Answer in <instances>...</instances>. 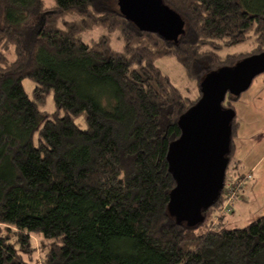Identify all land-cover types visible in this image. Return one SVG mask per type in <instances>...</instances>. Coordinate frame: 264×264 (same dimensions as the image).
Returning a JSON list of instances; mask_svg holds the SVG:
<instances>
[{"label": "trees", "instance_id": "1", "mask_svg": "<svg viewBox=\"0 0 264 264\" xmlns=\"http://www.w3.org/2000/svg\"><path fill=\"white\" fill-rule=\"evenodd\" d=\"M48 1L0 0V264H36L34 238L42 264H264V215L207 230L221 197L194 228L168 209L179 120L206 76L264 53V0H162L184 21L175 41L142 31L119 0ZM249 41L251 54L224 55ZM50 94L54 114L42 111Z\"/></svg>", "mask_w": 264, "mask_h": 264}, {"label": "water", "instance_id": "2", "mask_svg": "<svg viewBox=\"0 0 264 264\" xmlns=\"http://www.w3.org/2000/svg\"><path fill=\"white\" fill-rule=\"evenodd\" d=\"M121 12L142 31L175 41L184 21L162 0H119ZM264 74V53L247 57L233 67L206 76L201 98L179 120L180 137L171 144L169 170L176 187L170 193V215L178 224L197 227L204 212L222 195L232 150V123L236 112L223 106L227 94L240 97Z\"/></svg>", "mask_w": 264, "mask_h": 264}, {"label": "rangeland", "instance_id": "3", "mask_svg": "<svg viewBox=\"0 0 264 264\" xmlns=\"http://www.w3.org/2000/svg\"><path fill=\"white\" fill-rule=\"evenodd\" d=\"M46 1V3L50 5V2L48 0ZM100 34L101 30H96L94 32L85 34L84 39L86 41H90V39H97ZM114 46L118 50H121L122 43L114 41ZM252 50L253 42L249 41L244 44L228 48L223 53L226 56L244 53L251 54ZM156 66L165 75L170 77L173 84L180 90L184 91V93L187 92V95L193 98L198 97L196 85L188 83L184 69L174 59H159L156 62ZM23 86L25 91L29 95H32L33 91L36 88V85L28 79L23 82ZM228 105L233 107L236 112L237 132L233 142L234 149L231 156V161L226 174L225 187L233 188L234 186L232 184L238 182H242L243 184L242 187L239 185H236V187H234V189H236L239 193V196L237 197L238 200H236L234 205L235 214H233V211L231 214L227 215V217L230 216L228 219V223H225L224 226H221V229H235L245 227L262 215L261 205L264 203V157L262 158V156H264V121L260 125L255 127L258 129V133L255 135V137H257L254 140L252 138H249L248 136H253V128H251L252 124L248 122L247 117L255 114L260 115L264 120V74L258 76L254 80L250 89L242 94L238 100L230 101ZM42 111L49 114H54L55 107L53 94H50L46 99L45 104L42 106ZM259 144L263 145L260 146V150L256 147ZM257 152L258 155L261 156V161L259 159L261 166H252V158L257 156L255 155V153ZM255 180L258 181L257 184H255ZM239 203L241 204V206H238ZM258 207H260V211ZM236 208L237 210H235ZM209 214H211L209 216L211 219V224L209 225V227L207 225L206 229L218 230L221 220L226 217L216 219L214 209H212ZM34 244L36 248L35 257L38 260L36 264H42L43 259L41 256L42 252L40 250V240L34 238Z\"/></svg>", "mask_w": 264, "mask_h": 264}, {"label": "built area", "instance_id": "4", "mask_svg": "<svg viewBox=\"0 0 264 264\" xmlns=\"http://www.w3.org/2000/svg\"><path fill=\"white\" fill-rule=\"evenodd\" d=\"M242 182H238V183H234L232 184L234 187H236V185L238 186H241L242 187ZM245 185V184H244ZM226 186V184H225ZM229 187V188H226L224 187L223 189V192H222V195H221V198H222V205L219 206L218 208H214L215 210V218L218 219L222 216H226L228 214H231L233 211H234V205H235V202L237 200V197L239 196L238 192L236 189H234ZM240 187V188H241Z\"/></svg>", "mask_w": 264, "mask_h": 264}, {"label": "crops", "instance_id": "5", "mask_svg": "<svg viewBox=\"0 0 264 264\" xmlns=\"http://www.w3.org/2000/svg\"><path fill=\"white\" fill-rule=\"evenodd\" d=\"M247 120H248V122L250 123V124H252V126H251V128H253L252 130H253V136H250V135H248L249 136V138H252V139H254L255 140V138L257 137H255V135L258 133L257 131H258V129L257 128H255V127H257L258 125H260L264 120H263V118L260 116V115H255V114H253V115H251V116H248L247 117ZM264 128V127H263ZM260 146H263V145H261V144H259V145H257L256 147L257 148H259V150H260ZM263 150H264V147H263ZM252 151V150H251ZM251 151H249V152H251ZM255 155H257L256 157H254V158H252V166H259L260 165V161H261V156L260 155H258V152L257 153H255ZM264 156H262V158H263ZM259 159H260V161H259ZM256 161V162H255ZM258 161V162H257ZM254 162V163H253ZM261 166V165H260ZM256 181V180H255ZM257 182L258 181H256V183L255 184H257ZM254 184V185H255ZM240 198V197H239ZM238 200V199H237ZM246 205V204H245ZM238 206H241V204L239 203L238 204ZM259 208V211H260V207H258ZM235 210H237V208L235 209ZM261 213H262V215L261 216H263L264 215V203L261 205ZM233 214H235V211H234V213ZM230 217V216H229ZM229 217H226V218H224V223H228V219H229ZM234 217V216H233Z\"/></svg>", "mask_w": 264, "mask_h": 264}]
</instances>
